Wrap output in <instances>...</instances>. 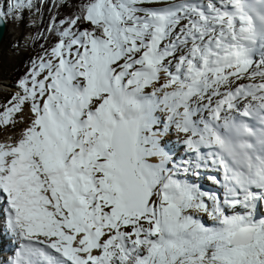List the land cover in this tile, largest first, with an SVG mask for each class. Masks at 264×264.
Returning <instances> with one entry per match:
<instances>
[{"label": "snow or ice", "instance_id": "6c2138e0", "mask_svg": "<svg viewBox=\"0 0 264 264\" xmlns=\"http://www.w3.org/2000/svg\"><path fill=\"white\" fill-rule=\"evenodd\" d=\"M49 31L0 114H31L0 143L9 264H264V0H86ZM161 122L213 150L223 199L174 178Z\"/></svg>", "mask_w": 264, "mask_h": 264}, {"label": "rangeland", "instance_id": "374dc122", "mask_svg": "<svg viewBox=\"0 0 264 264\" xmlns=\"http://www.w3.org/2000/svg\"><path fill=\"white\" fill-rule=\"evenodd\" d=\"M35 1L36 0H33V6L31 8L13 10L12 8L4 9L3 5L5 3V0H0V10L6 11L7 14L5 15V17L8 19V23L10 27L9 32L7 33L6 39L3 41L0 47V88H1L0 89L1 90L0 91V114L3 113V110L6 106H9L8 101H10L17 92L21 91V89L18 86H16L15 88L12 87L14 89L13 91L8 90L7 88L10 89L11 86L7 82H10V80L13 81L14 73L20 66L23 55L27 51V49L30 50V52L32 53L34 52V50L32 49V45L34 44V42L28 45L30 47L22 48L23 46L26 45V42L24 40H20L21 39L20 37L24 36L27 33L28 23L25 21L20 23L18 22V19L21 17V15L25 17V14H26L28 15L29 23H32L33 19L35 20L37 17L36 13H38L40 16L41 6L43 2L42 1L40 2V5H39L40 9L38 11H35L34 9L36 5ZM7 2L13 3L14 0H7ZM146 6L152 7L153 5H146ZM32 56L36 57V59L33 62L35 64H38L40 61V58L44 57L43 55L36 54V53H33ZM5 63H8L9 66L4 67V71L6 72V74H3L1 72V69ZM28 79H30V76L28 77ZM13 119H14V123H10L6 126L0 125V141L8 136L13 135L14 133H16V136L18 135V137L20 138L22 131L26 129L30 123L31 114L28 111V106L25 105L23 111L15 114ZM150 159L151 157L148 158L149 163H151ZM192 211L193 210L191 211L189 210V212L191 213ZM194 216H196L197 218H200L201 221L207 225L212 224V221L208 219L206 213L195 212Z\"/></svg>", "mask_w": 264, "mask_h": 264}, {"label": "trees", "instance_id": "16d2710c", "mask_svg": "<svg viewBox=\"0 0 264 264\" xmlns=\"http://www.w3.org/2000/svg\"><path fill=\"white\" fill-rule=\"evenodd\" d=\"M86 0H68V6L57 8L55 3L47 0L42 7L40 23L36 29L37 36L34 40L33 49L36 54L45 55L50 51L51 47L57 42V37L49 31L52 18L55 16L57 22L61 19H66L78 11V7ZM87 27L86 24L81 25V28ZM40 33V34H39ZM39 34V35H38ZM34 58L30 53H25L22 62L13 76V83L19 85L20 80L28 78L31 70L34 67Z\"/></svg>", "mask_w": 264, "mask_h": 264}, {"label": "bare ground", "instance_id": "6f19581e", "mask_svg": "<svg viewBox=\"0 0 264 264\" xmlns=\"http://www.w3.org/2000/svg\"><path fill=\"white\" fill-rule=\"evenodd\" d=\"M44 2L43 0H36L35 2H36V5H35V7H34V9H35V11H38L39 9H40V2ZM155 6H158V5H153L152 7H155ZM36 13V12H35ZM36 15H37V17H36V19L34 20L33 19V21L32 22H36V20H38V18H39V14L38 13H36ZM32 16V15H31ZM32 18V17H31ZM8 33V32H7ZM7 35V34H6ZM2 44V43H1ZM1 46V45H0ZM8 67L9 65H8V63H5L4 65H3V67H2V69H1V72L3 73V74H6V72L4 71V67ZM8 83V82H7ZM11 86V85H10ZM2 89H4V88H2ZM8 90H14L13 88H12V86L10 87V89L9 88H7ZM158 117H160V116H158ZM168 131V130H167ZM165 132L164 131V129L162 130V129H158L156 132H158V133H160V135H159V142L161 141V139L164 137H168L169 136V132ZM22 135V134H21ZM20 135V136H21ZM18 135L16 136V133H14L13 135H11V136H8V137H6V138H4L3 140H1L0 141V143H6V144H15L17 141H18ZM160 146L162 147V145H161V143H160ZM163 148V147H162ZM169 154V157L170 158H172V154H170V153H168ZM150 162L151 163H153V164H158L159 162H160V158L159 157H156V156H153V157H151V159H150ZM191 211V210H190ZM194 212V210L192 211V213ZM191 212H189V214H192ZM195 214V212L193 213V215Z\"/></svg>", "mask_w": 264, "mask_h": 264}, {"label": "water", "instance_id": "95a60500", "mask_svg": "<svg viewBox=\"0 0 264 264\" xmlns=\"http://www.w3.org/2000/svg\"><path fill=\"white\" fill-rule=\"evenodd\" d=\"M7 30V20L6 17H4L2 20H0V45L3 42V39L5 38Z\"/></svg>", "mask_w": 264, "mask_h": 264}]
</instances>
